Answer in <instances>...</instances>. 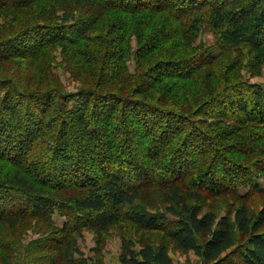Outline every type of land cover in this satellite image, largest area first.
<instances>
[{
	"label": "trees",
	"instance_id": "1",
	"mask_svg": "<svg viewBox=\"0 0 264 264\" xmlns=\"http://www.w3.org/2000/svg\"><path fill=\"white\" fill-rule=\"evenodd\" d=\"M8 15L22 27L0 41V67L28 69L0 78V225L38 217L53 227L57 213L68 220L61 233L84 220L103 230L118 214L202 264H264V202L221 217L200 207L202 194L264 195V86L243 80L264 70V0H0ZM206 29L215 41L204 49ZM58 44L81 78L75 94L30 78L48 71ZM158 188L165 214L139 204ZM120 262L173 264L151 241H124Z\"/></svg>",
	"mask_w": 264,
	"mask_h": 264
},
{
	"label": "rangeland",
	"instance_id": "2",
	"mask_svg": "<svg viewBox=\"0 0 264 264\" xmlns=\"http://www.w3.org/2000/svg\"><path fill=\"white\" fill-rule=\"evenodd\" d=\"M1 19L0 41L20 31L19 29L22 26L20 24L17 25V22L10 24L11 17L9 15L6 21ZM135 36V34L131 35L129 42L130 57L127 61L129 74L135 71L136 53L140 46ZM214 41V35L210 30L206 29L200 33L196 45L203 46L206 49L212 47ZM63 47V44H58L53 48L54 50L47 65L49 73L48 71H46L47 73H38L37 71V73L32 72L31 77H29L32 80L37 75L46 74L47 81L51 85L49 87H59L66 93L75 94L83 86L82 81L70 70L72 67L67 62V52L65 53ZM138 60L143 63L144 69L151 62L150 59L142 61V58H138ZM5 63L7 64L3 66L4 68L0 67V78L19 79L23 75L22 72L28 69V62H24V64L19 59H11ZM243 80L248 81L250 84L264 86V70H262V75L257 77H249V74H244ZM205 121L209 123L212 120L206 119ZM70 151L75 154L72 149ZM80 154L82 155L83 152ZM83 157H87L85 153ZM3 172L14 174L16 170L5 167ZM87 172L89 177H95V173L92 170ZM215 174L219 177V171ZM66 181L67 178L64 179V182ZM259 185L264 187L263 176L259 179ZM239 191L243 194L246 190L240 189ZM181 192L185 194L186 192H192V190H186L182 186ZM166 193V190L162 188L151 190V192L145 191L139 204L147 205V207L153 209L149 211L153 212L156 210L165 214V208L170 205ZM202 195L204 199L200 204L201 215L216 214L218 217L225 214L231 215L230 212L241 203H247L246 205L250 212L257 214L264 202V195L261 194L252 195L247 202L237 199L228 193L217 197L208 194ZM186 202L188 204L194 203L188 199ZM109 210L111 211L112 209ZM117 216L119 217L116 218L115 222L103 230L97 228L89 220H84L83 223L85 225H81L69 233L60 232L64 225L68 223V220L66 217H60L57 213L52 217L53 227L46 219L38 217L19 218L18 222H13L14 220L5 221L3 225H0V243L6 245L0 249V264H121L120 255L124 241H132L136 249L151 241L155 247H163L165 249L173 264H202V261L193 253L178 248L162 231H144L128 223L120 215L117 214ZM166 217L170 221L175 220L169 215H166ZM52 257L57 262L54 263Z\"/></svg>",
	"mask_w": 264,
	"mask_h": 264
}]
</instances>
